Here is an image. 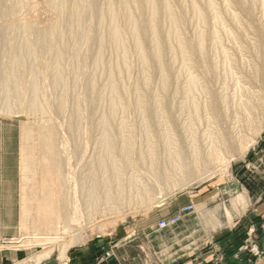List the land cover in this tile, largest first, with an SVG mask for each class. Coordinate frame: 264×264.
<instances>
[{
  "label": "bare ground",
  "instance_id": "1",
  "mask_svg": "<svg viewBox=\"0 0 264 264\" xmlns=\"http://www.w3.org/2000/svg\"><path fill=\"white\" fill-rule=\"evenodd\" d=\"M222 1L0 0V114L21 121L19 242L43 248L28 262L56 250L64 259L128 209L227 173L229 154L254 144L261 126L240 144L250 119L229 128L222 107L234 112L245 98L236 70L253 31L263 81L253 103L264 109V34L231 11L252 18L256 0ZM39 6L54 16L46 28L29 17ZM233 203L238 214L248 206L244 194Z\"/></svg>",
  "mask_w": 264,
  "mask_h": 264
},
{
  "label": "rangeland",
  "instance_id": "2",
  "mask_svg": "<svg viewBox=\"0 0 264 264\" xmlns=\"http://www.w3.org/2000/svg\"><path fill=\"white\" fill-rule=\"evenodd\" d=\"M218 2H220L221 7L224 5V3L222 4V0H218ZM257 2H260V4H257ZM254 4L252 5V8L255 11V17L253 16L252 18L246 16V14L241 11V8L236 5L232 6L234 9L232 8L231 11L241 15V17L244 18V21H247H245V23L248 25H259L263 35L264 14L261 12V7H263L261 5L264 4L262 3V0H256ZM255 7L257 8L256 10ZM32 12L33 13H31L29 17L33 16L31 19L36 21V25L39 27L46 28L54 18L48 6H39L36 11ZM35 12H39L37 13V16H34L36 15L34 14ZM253 20L255 21L254 23ZM233 25L232 22H228L227 24L228 28L231 26L230 30H233L236 26L234 25L233 27ZM235 29L236 27L234 30ZM248 33L250 34H247V37H244L243 39V43L247 48L243 49L244 51H242V56L240 57V59L244 58L246 61L248 60L245 62L246 69H240L241 71L236 70V78L242 82V86L251 89L249 90V94H247L248 90H245L246 88L244 87V96L246 99L248 97L247 100L249 103H247V100L242 97L243 99L240 98L238 101L240 102L242 99L240 103L241 107L234 112L233 109L226 112V108L222 107L226 114L223 119H228L226 121H229V123H227V125L229 124V128L233 127V125L238 126V122L236 121L237 116L239 117L237 119H242V125L244 124L243 119H250L249 123H251L248 127L242 128L241 130L243 131L241 133V139H245L244 141L242 139L240 144L252 140L256 136L254 135L256 134V130L261 126V130L254 140V144L249 148L245 156L240 158L234 154H229V156L231 155L229 158L231 167L229 166L228 169L226 168L227 173H225V168L223 167L224 170H221L222 173L221 171L215 172V174L202 183L199 181L200 178H198V182L195 178L191 181L192 184L190 183L184 186L185 188L179 187L175 189V192L172 191L174 192L173 194L171 192L172 195H168L165 202L152 209H146V207H139L138 209L132 208L134 211L128 209L123 213V215L126 214V219L124 221L118 222L116 226H109L106 232L99 233L97 230L94 231L92 237L87 242L70 248L64 259L60 258L59 253L56 250L51 257L40 264L49 262H54L56 264H69L68 262L70 261L72 253L76 251L83 252L85 250L89 251L86 252L88 264H178L179 261L185 259V257L192 254L197 249L200 250L202 246L207 245V243L212 241L214 237H217L219 233L225 231L232 225L233 222L229 224L230 221L227 218V211L232 216L233 221L235 218L244 215L250 206L251 201L249 195L243 188H247L248 190L251 188L252 192L255 191L258 193L260 190L259 179L264 170V116L260 115H264V109L262 110L261 108L260 112L258 108L260 107L259 104L254 105L253 103V101L256 102L254 96L257 94V96L260 95L261 84L263 83V81L255 75L253 72L254 67H252V65L255 66L254 63L257 62L254 49L258 46L257 42H259L260 39H257V33H253V31H249ZM246 38L247 40L248 38L250 39L247 41ZM262 38H264V35ZM250 40H252V42ZM226 42L227 41H225V44L229 46V43ZM245 42L251 43L248 44ZM248 67H252V71L249 68V72L247 69ZM252 73H254V75ZM250 74L253 75L254 79L257 77L258 81L257 79L254 81L253 77H250ZM262 76H264V68ZM256 81L259 84H257ZM248 83L249 85L252 84L248 87ZM255 84H257V86ZM253 92L254 94H257L254 95ZM249 95L250 97L251 95H254V99L252 97L250 98ZM249 100L252 101V103ZM250 103L253 104L258 111L253 110L251 106H246V108L249 109H247L248 112L251 113V116L249 117V114L246 113L247 110L245 107H242L249 105ZM251 119H255L253 121L254 123ZM222 124L223 123L221 122V125ZM249 129L251 130L249 131ZM234 131L235 133L239 132L238 128H235ZM20 149L21 121L15 117L3 116L0 114V206L2 207L6 205L7 207H11L14 216L13 219L15 221L14 231L8 230L7 236L3 233L2 222L0 220V252H16L18 263L34 264L28 261L41 252L43 248L39 246L24 247V244L19 242L22 237L20 228H18L21 214V180L19 172ZM246 184H249V187ZM241 194L246 195L248 206L241 214H238L236 209L233 208V202L235 197L237 198L238 195ZM214 216L217 219L214 218ZM9 218L12 219L11 214L9 215ZM168 222H171V224L162 227L163 223ZM108 223H112V220L107 221V224ZM5 227L11 228L8 224H6ZM93 229L94 228H92V230ZM87 234L90 235V231H88ZM255 251L256 250L250 248V252L254 257H263L264 259V240L261 249H259L261 255L256 254Z\"/></svg>",
  "mask_w": 264,
  "mask_h": 264
},
{
  "label": "crops",
  "instance_id": "3",
  "mask_svg": "<svg viewBox=\"0 0 264 264\" xmlns=\"http://www.w3.org/2000/svg\"><path fill=\"white\" fill-rule=\"evenodd\" d=\"M249 187V184H246ZM259 192L243 188L250 197L251 204L244 215L234 219L231 226L217 237L197 249L178 264H264L263 257H254L250 248L259 250L264 240V170L259 179ZM11 207L0 206V220L3 233L14 231V216ZM12 215V219L9 215ZM10 225L11 228L5 227ZM85 251L71 254L69 264H88ZM16 252H0V264H21L17 262ZM43 264H56L54 262Z\"/></svg>",
  "mask_w": 264,
  "mask_h": 264
},
{
  "label": "built area",
  "instance_id": "4",
  "mask_svg": "<svg viewBox=\"0 0 264 264\" xmlns=\"http://www.w3.org/2000/svg\"><path fill=\"white\" fill-rule=\"evenodd\" d=\"M169 224H171V222L163 223L162 227H166ZM255 252H256V254L261 255V252L259 250H256ZM263 254H264V252H263Z\"/></svg>",
  "mask_w": 264,
  "mask_h": 264
}]
</instances>
